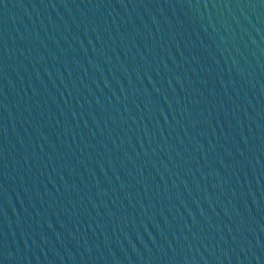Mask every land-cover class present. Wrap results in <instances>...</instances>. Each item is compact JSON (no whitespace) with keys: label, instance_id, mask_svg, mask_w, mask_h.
Returning a JSON list of instances; mask_svg holds the SVG:
<instances>
[{"label":"water","instance_id":"water-1","mask_svg":"<svg viewBox=\"0 0 264 264\" xmlns=\"http://www.w3.org/2000/svg\"><path fill=\"white\" fill-rule=\"evenodd\" d=\"M0 264H264V0H0Z\"/></svg>","mask_w":264,"mask_h":264}]
</instances>
